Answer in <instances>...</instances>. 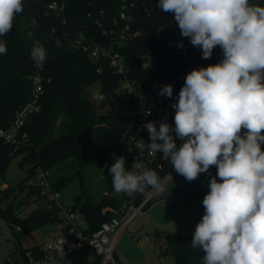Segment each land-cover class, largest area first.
Instances as JSON below:
<instances>
[{"label": "trees", "instance_id": "1", "mask_svg": "<svg viewBox=\"0 0 264 264\" xmlns=\"http://www.w3.org/2000/svg\"><path fill=\"white\" fill-rule=\"evenodd\" d=\"M49 1L52 0H24V11L18 14L13 28L0 37L7 48L6 54H0V129H9L16 112L31 100L34 87L31 76L41 74L44 86L41 108L23 126L17 141L9 142L0 137V176L4 177L16 155H21V161L30 162L29 174L24 179L28 182L37 175L40 166L47 169L65 161L79 165L76 175L82 191L73 203L84 214L86 227L83 232L91 234L111 217L110 208L118 207L125 197L123 193L100 194L98 200H94L84 175L87 154L96 155L113 189L109 167L115 163L113 154L116 157L125 151L129 136L135 131L137 100L117 92L119 77L107 61L92 60L87 52L74 47L72 41L82 33L86 39L112 43L125 55L131 75L148 82L153 78L143 67L145 59L154 61L157 75L167 81L188 72L183 65L175 66L180 52H186L189 62L200 68L221 62L223 50L216 46L210 58H202V50L191 47L190 38L181 35L173 13L168 12L172 26L167 30L158 14L143 0H58L65 2V10L57 15L48 12ZM251 3L257 4L255 0ZM122 13L125 18L121 17ZM125 25H129L130 36L118 43L119 33ZM57 40L62 46H56ZM36 42L47 52L42 66H37L30 58ZM95 84L105 95L100 102L107 106L108 117L102 121L98 119L102 113L90 94V88ZM245 131L242 129L241 135ZM173 137L179 147L182 141ZM261 150L264 151V144H261ZM174 169L166 160L164 169L157 173L160 180ZM72 178L63 174L52 181L60 190ZM29 184L28 193L17 204L8 201L5 208L0 209L10 225L18 228L21 237L32 235L43 225L56 223L58 219L57 208L41 194V186ZM11 189L7 186L2 191L7 194ZM38 199L45 202L25 217L18 215L22 206ZM193 235L160 230L155 233V238L172 264H203L204 252L191 247ZM28 249L35 257L40 255L37 243L22 249L25 264H30L25 255ZM66 258L68 264H101V258L93 256L88 248L69 253Z\"/></svg>", "mask_w": 264, "mask_h": 264}, {"label": "clouds", "instance_id": "2", "mask_svg": "<svg viewBox=\"0 0 264 264\" xmlns=\"http://www.w3.org/2000/svg\"><path fill=\"white\" fill-rule=\"evenodd\" d=\"M158 6L174 14L181 35L202 50V58L219 46L223 59L186 74L178 104L171 105L175 128L162 122L157 129L148 122L146 145L152 155L162 152L189 182L217 167L220 181L213 176L209 182L191 242L204 252L203 264H264V6L251 0H159ZM23 11L24 0H0V37ZM6 52L0 41V54ZM30 58L37 66L46 61L39 42ZM159 94L172 97V85ZM173 131L182 141L179 147ZM113 156L109 172L115 193L164 191L157 172L143 161L135 160L129 170L123 156Z\"/></svg>", "mask_w": 264, "mask_h": 264}, {"label": "built area", "instance_id": "3", "mask_svg": "<svg viewBox=\"0 0 264 264\" xmlns=\"http://www.w3.org/2000/svg\"><path fill=\"white\" fill-rule=\"evenodd\" d=\"M258 5L264 6V0H255ZM48 12L53 14H62L65 10V2L52 0L47 3ZM125 18V14H121ZM129 25H125L120 33L118 43L128 40L130 33ZM74 47L87 52L94 61H107L113 69V73L119 77V94L130 95L137 100L135 107V131L129 136V144L121 154L126 161V169L131 170L134 161H143L147 168L157 173L164 169L166 160L162 159V152L152 155L146 144H150V135L146 127L148 122H155L157 129L160 123L167 122L173 129L175 128V109L171 107L178 104L179 89L185 83L186 74L179 75L165 81L163 76H158V68L154 61L145 59L143 67L147 69L153 80L143 81L133 77L130 73V67L126 62V57L115 46L111 44L99 43L94 40L86 39L84 34H80L72 41ZM183 65L185 71L189 73L198 67L189 62L186 52L182 51L175 59V66ZM101 69V68H100ZM99 69V70H100ZM33 81V94L31 100L21 107L14 116L9 129H0V137L9 142H16L21 129L30 119L33 113L41 108V98L44 93L43 77L41 74L31 76ZM165 85H172V97L159 94L160 89ZM92 97L96 101H102L105 95L100 87L94 90ZM175 135L173 131L170 133ZM161 142L162 141H158ZM120 157V155L116 156ZM173 171V170H172ZM170 173V172H169ZM33 185L41 186V194L51 202L58 213L57 225L60 233L51 236L49 239L38 244L40 255L34 256L31 249L25 252L29 258L30 264H56L59 258H66L69 253L76 250L88 248L95 256L101 258V264H119L114 256V246L119 234L124 230H130L134 221L142 215L152 202L155 190L147 187L143 193H135L132 196L124 195V199L118 207L110 208L111 217L102 222V224L91 234H85L83 231L86 226L84 214L80 207L74 203L65 204L62 201L61 190L55 188L52 179L49 177V168L38 167L37 175L29 180ZM132 233V231L130 230ZM115 235L110 238V234Z\"/></svg>", "mask_w": 264, "mask_h": 264}, {"label": "rangeland", "instance_id": "4", "mask_svg": "<svg viewBox=\"0 0 264 264\" xmlns=\"http://www.w3.org/2000/svg\"><path fill=\"white\" fill-rule=\"evenodd\" d=\"M193 48H197L190 43ZM99 85H92L90 94L98 89ZM90 95V96H91ZM100 113L106 114L107 106L100 101H94ZM120 156H122L120 154ZM30 162L21 161V155L13 156L4 177L0 176V209L5 208L8 201L17 204L25 196L30 184L24 180L29 174ZM80 166L65 161L49 168V177L67 174L73 176L71 181L62 187V201L70 204L81 191L79 176L76 175ZM84 175L94 200L100 194L112 195L114 190L110 187L103 165L98 163L96 155L88 153L84 164ZM217 176V167H210L207 173H201L194 181H187L175 169L162 180L163 192H157L152 204L132 224L130 230L122 231L114 246V256L119 264H172V260L159 247L155 233L165 230L172 233L192 234L196 225L202 219L205 209L203 198L210 191L209 182ZM220 179V178H219ZM24 180V181H23ZM12 189L4 194L7 186ZM33 198V197H32ZM43 199L30 201L17 212L20 217L27 216L31 210L43 204ZM82 226H86L82 223ZM60 233L57 223H47L35 230L32 235L19 236L17 227H12L9 221L0 212V264H22V249L49 239ZM115 233L110 234L112 238ZM56 264H68L67 258H59Z\"/></svg>", "mask_w": 264, "mask_h": 264}, {"label": "water", "instance_id": "5", "mask_svg": "<svg viewBox=\"0 0 264 264\" xmlns=\"http://www.w3.org/2000/svg\"><path fill=\"white\" fill-rule=\"evenodd\" d=\"M131 1V0H128ZM144 2L148 3L153 10L158 14L159 18L161 19V21L166 25L167 30L171 29L172 23L170 20V17L168 15V13L164 12L158 5H159V0H143ZM188 66L185 67V69H187ZM108 117L107 114H100L98 116V119L100 121L106 119Z\"/></svg>", "mask_w": 264, "mask_h": 264}, {"label": "crops", "instance_id": "6", "mask_svg": "<svg viewBox=\"0 0 264 264\" xmlns=\"http://www.w3.org/2000/svg\"><path fill=\"white\" fill-rule=\"evenodd\" d=\"M3 186H7V184L4 183ZM157 192H158V191L155 190V194H156ZM155 194H154V197H155ZM154 197H153V199H154ZM152 201H153V200H152ZM92 255L95 256L93 253H92ZM21 262H22V264H25L24 261H23V259H22ZM67 262H68V259H67Z\"/></svg>", "mask_w": 264, "mask_h": 264}]
</instances>
